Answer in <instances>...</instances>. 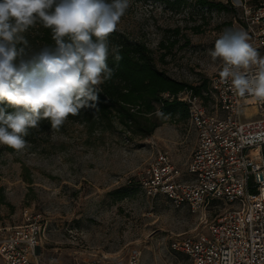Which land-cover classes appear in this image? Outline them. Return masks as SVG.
Here are the masks:
<instances>
[{
    "label": "rangeland",
    "instance_id": "obj_1",
    "mask_svg": "<svg viewBox=\"0 0 264 264\" xmlns=\"http://www.w3.org/2000/svg\"><path fill=\"white\" fill-rule=\"evenodd\" d=\"M130 0L117 31L141 42L157 69L185 85L202 89L209 112V80L221 61L210 50L226 29L243 30L244 7L255 0ZM254 109H242L251 120ZM220 115V113H219ZM149 136L131 133L116 121L92 117L66 119L28 143L7 152L0 145V237L40 215L47 222L50 243L44 258L60 264L108 257L124 260L132 249L141 264H190L171 248L174 240L202 231L223 205L191 213L162 197L150 198L136 186L158 151L169 154L182 173L196 146L188 121L162 119ZM264 153V152H263Z\"/></svg>",
    "mask_w": 264,
    "mask_h": 264
},
{
    "label": "built area",
    "instance_id": "obj_2",
    "mask_svg": "<svg viewBox=\"0 0 264 264\" xmlns=\"http://www.w3.org/2000/svg\"><path fill=\"white\" fill-rule=\"evenodd\" d=\"M243 30L264 56V0L244 7ZM220 67L204 93L211 112L192 89L176 94L187 105V121L196 133L186 173L173 165L167 152L158 151L136 186L150 198L162 197L191 213L223 205L219 217L205 223L202 231L171 243L190 264H264V101L234 94L221 80ZM247 108L254 109L255 118L242 120L252 115L241 113ZM7 231L0 237V264H60L55 257H43L50 241L40 215L26 217ZM74 264H141V252L132 249L124 260L95 257Z\"/></svg>",
    "mask_w": 264,
    "mask_h": 264
},
{
    "label": "clouds",
    "instance_id": "obj_3",
    "mask_svg": "<svg viewBox=\"0 0 264 264\" xmlns=\"http://www.w3.org/2000/svg\"><path fill=\"white\" fill-rule=\"evenodd\" d=\"M130 0H0V145L26 148L29 129L43 119L58 130L81 108L96 102L100 85L111 79L123 56L108 37ZM40 22L54 46L29 51L24 33ZM18 45H20L18 47ZM219 58V76L239 97L264 101V56L244 30L226 29L210 50ZM157 115H163L158 112Z\"/></svg>",
    "mask_w": 264,
    "mask_h": 264
},
{
    "label": "trees",
    "instance_id": "obj_4",
    "mask_svg": "<svg viewBox=\"0 0 264 264\" xmlns=\"http://www.w3.org/2000/svg\"><path fill=\"white\" fill-rule=\"evenodd\" d=\"M194 1L199 6L209 7L210 4L208 0ZM24 36L28 41L29 51L54 46L51 30L44 28L40 22L30 27ZM108 42L110 50L119 48L123 59L117 64L109 56L107 63L114 69V74L99 86L102 91L98 100L89 102V106L81 108L78 115H69L68 120L87 123L92 117L105 118L116 121L120 126L131 130V133L140 136L151 135L158 129L162 119L188 120V107L176 99V94L190 88L195 95L202 96L204 84L192 87L174 81L164 71L156 68L143 43L128 40L117 30L110 34ZM0 107H5L6 114L16 111L6 104H0ZM158 112L163 115H157ZM50 127V121L43 119L37 128L29 129L25 139L31 142ZM4 148L7 152L16 151L6 145Z\"/></svg>",
    "mask_w": 264,
    "mask_h": 264
},
{
    "label": "water",
    "instance_id": "obj_5",
    "mask_svg": "<svg viewBox=\"0 0 264 264\" xmlns=\"http://www.w3.org/2000/svg\"><path fill=\"white\" fill-rule=\"evenodd\" d=\"M262 178H261V175H257V180H261Z\"/></svg>",
    "mask_w": 264,
    "mask_h": 264
}]
</instances>
